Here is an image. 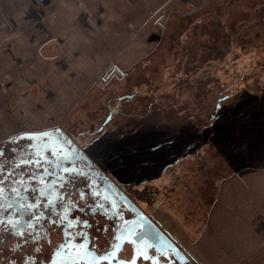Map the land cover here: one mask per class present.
<instances>
[{
    "label": "flooded vegetation",
    "instance_id": "1",
    "mask_svg": "<svg viewBox=\"0 0 264 264\" xmlns=\"http://www.w3.org/2000/svg\"><path fill=\"white\" fill-rule=\"evenodd\" d=\"M211 8L210 46L204 47L199 41L195 47H187L190 43L181 41V46H185L181 67L186 76L181 88L190 91L193 80L197 92L191 101L194 105H184L179 115L169 99L164 98L163 104L155 100L158 88L152 75L146 76L141 69L122 72L112 65L93 99L79 109V118L54 128L22 131L0 139V219L5 221L0 225V264H129L133 248H149L147 240L144 247L132 243L142 242L138 226L150 228L151 221L184 248L164 217L171 183L161 187L148 178L169 176L171 168L181 163L180 157L174 156L191 151L192 144L188 146L185 140L188 124H193L197 136L207 135L208 130L223 134L220 143L216 145L215 138L209 144L214 146V152L220 149L230 157L225 160L233 161L240 149H246L254 133L250 122L256 115L250 112L245 116L238 111L242 103L260 101L249 95L242 98L243 91L226 92L218 85L220 81L210 76L197 78L207 65L228 61L234 50L245 52L250 46L245 38L250 28L243 18L234 20L227 6ZM203 13L206 12L198 10L176 15L192 18ZM254 14L253 18L263 27L264 7L260 6ZM173 24L166 27L169 35ZM188 30L198 32L197 27L182 31ZM166 41L170 50L175 39L166 35ZM142 86L147 90L144 93ZM213 91L217 103L206 121L198 111L208 113ZM219 123L232 134L224 132V127L220 131ZM176 180L174 188L184 186L180 176ZM13 188L19 192H13ZM33 203L40 207H20ZM33 211L41 215V220L35 230H28L30 236L23 228L14 229L7 223L10 219L26 220ZM18 231L24 235H18ZM105 255L109 259L101 260ZM143 255L150 259L154 252L144 251ZM160 260L157 264L168 262L163 256ZM134 261L151 264L142 257Z\"/></svg>",
    "mask_w": 264,
    "mask_h": 264
},
{
    "label": "crops",
    "instance_id": "2",
    "mask_svg": "<svg viewBox=\"0 0 264 264\" xmlns=\"http://www.w3.org/2000/svg\"><path fill=\"white\" fill-rule=\"evenodd\" d=\"M215 6L246 21L251 45L264 42L253 18L264 0H0V139L80 117L112 65L149 75L176 14ZM220 155L212 157L225 173L213 177L201 228L178 220L193 240L192 262L264 264V163L243 174L236 156Z\"/></svg>",
    "mask_w": 264,
    "mask_h": 264
},
{
    "label": "rangeland",
    "instance_id": "3",
    "mask_svg": "<svg viewBox=\"0 0 264 264\" xmlns=\"http://www.w3.org/2000/svg\"><path fill=\"white\" fill-rule=\"evenodd\" d=\"M222 9H225V7ZM210 14V10H207L206 13L198 16L177 20V22L173 24V28L170 29V35V31L167 33V36H171L175 39V42L170 45L171 49L169 50L168 41L165 42V38L162 44V50H159L156 59L153 62H150L149 66L145 68L148 73L152 75V82L156 84V88H158L156 92L157 94L154 97L155 100H160L161 104H163L164 98L169 99V102L175 104L174 107L177 108L178 115L186 105H194L191 101L196 99L195 92H197V84L193 80H191L189 84L190 91L187 89L183 91V88H181L186 77L185 72L181 67V62L184 61V50L182 48H185V46H181V41L187 40L186 42L190 43L187 47H195V44H198L201 41L204 47L208 44L210 46V29L213 21ZM183 25L184 27H182ZM190 27H197L198 32L195 34L193 30H188L187 33L182 31L183 28ZM189 36L193 38L190 40L188 39ZM194 36L198 37L194 38ZM228 58H230L229 60L227 59L228 61L218 62V65L211 64L207 65V67L203 66V73L201 77L198 75L199 77L197 78L199 79L210 76L214 78V80L218 79L220 81L218 85H221L226 92L237 94L238 91H243L244 95L242 98H247L249 95V97L254 99L257 97L260 99V101L257 99L256 102L249 101L247 104L242 103L240 111H238V113L241 111L242 113L244 112L245 116L250 114V112L256 113L254 119H251L250 122V126L254 127V133L249 137L246 149H240L236 155L237 160H240V162H237L239 163V167L241 166L240 168L246 169L249 167L256 169L259 165L264 163V42L250 44L248 50L245 52L236 49L234 50V54ZM260 90L261 94H259ZM141 91L144 93L147 90L142 86ZM213 92L214 93L210 92L211 107L208 109V113H201L198 111L206 121L210 118V114L214 113L217 103V95L215 94V91ZM166 103L167 106H169L167 100ZM226 106L227 105L224 107ZM170 107L172 108L173 106ZM69 120H66V122ZM224 121L226 122V120ZM218 125L222 124L219 123ZM224 126L225 125L223 124L219 130L222 131L221 128ZM215 127H217V124ZM226 128L224 129V132H228V134L231 135L232 133L227 131ZM207 133V135L197 136L193 124H188V131L185 140L188 146L192 144L191 151L187 153L181 151L174 156L180 157L181 163L177 167L175 166L171 168V174L169 176L165 175L164 177L148 178L161 187L167 183H171L173 184L172 186H174L178 176L184 180L185 185L183 187H180L179 189L171 187L169 190L171 196L168 203L165 204L166 212L164 217H166L167 226L174 232L176 237L183 242L184 251L189 253L190 250H192L191 247L193 245V240L188 238L189 236L186 235L183 228L179 226L178 220H181L182 222L187 220L190 228L201 226L200 224H197V221L201 220L202 213L204 212L201 206H207L213 199L211 197L213 196L211 193L212 189L210 190V188L218 179L216 177L213 179V177L217 172L220 176L219 178L225 173L216 164V161L213 160L214 157L212 156L217 153L221 154V161L230 158L226 156V154L220 153V149L214 152V146L209 144L212 139L216 138L215 143L217 145V142L220 143L224 135L212 133L210 130H208ZM235 166L237 167L238 164ZM248 169H246L243 174L249 171ZM172 212L175 216L174 220L172 218L170 220V214H172ZM186 246L190 248H185ZM190 264L194 263L190 262Z\"/></svg>",
    "mask_w": 264,
    "mask_h": 264
},
{
    "label": "water",
    "instance_id": "4",
    "mask_svg": "<svg viewBox=\"0 0 264 264\" xmlns=\"http://www.w3.org/2000/svg\"><path fill=\"white\" fill-rule=\"evenodd\" d=\"M149 226L152 229L151 231H148L150 228H147L146 226H138V236L141 237L140 240H142V242H139V245L137 242L132 243L136 247H144L143 242L144 240H147L149 248H133L132 258L128 261L129 264H131L134 260H138L140 257L143 258V261L150 260L151 264H157L161 261L160 257L162 256L168 260L165 264H174L176 262L179 264H188L192 261L196 262L189 252L184 251V248H181L169 235L164 234L158 228L156 223L151 221ZM137 250L138 254H136ZM149 250L154 252V255H151L150 259L148 256L143 255L144 251L148 252ZM118 251H120V249Z\"/></svg>",
    "mask_w": 264,
    "mask_h": 264
},
{
    "label": "snow or ice",
    "instance_id": "5",
    "mask_svg": "<svg viewBox=\"0 0 264 264\" xmlns=\"http://www.w3.org/2000/svg\"><path fill=\"white\" fill-rule=\"evenodd\" d=\"M0 155H2V153H0ZM24 163H27V161H25ZM65 172H67L68 170L65 169ZM23 181H21L22 183ZM2 183V182H0ZM13 192L18 193L19 189L13 188L12 189ZM3 194V189L0 188V197H2ZM9 208L11 207V205L8 206ZM21 208L23 209H27V210H32V209H36L39 208L40 205L39 204H22L20 205ZM41 220V215L36 214L34 211L32 212V214L26 219V220H20V219H16L15 221L13 220H8L7 223L11 225L12 228L14 229H20L23 228L25 230V232H27V234L30 236L31 232H29L28 230H35L36 226L38 225L39 221ZM55 223V221H54ZM5 221L3 219H0V225H4ZM73 225H70V227H72ZM18 235H24V232H17ZM118 240L120 239V237H116ZM27 242V241H25ZM70 245H66L65 247H68ZM147 258V257H145ZM101 260H108L109 257L107 255L100 257ZM53 264H56V262H53ZM125 264H127V262H125ZM132 264H135V261L132 262Z\"/></svg>",
    "mask_w": 264,
    "mask_h": 264
},
{
    "label": "bare ground",
    "instance_id": "6",
    "mask_svg": "<svg viewBox=\"0 0 264 264\" xmlns=\"http://www.w3.org/2000/svg\"><path fill=\"white\" fill-rule=\"evenodd\" d=\"M223 60V59H222ZM218 62V61H217Z\"/></svg>",
    "mask_w": 264,
    "mask_h": 264
}]
</instances>
